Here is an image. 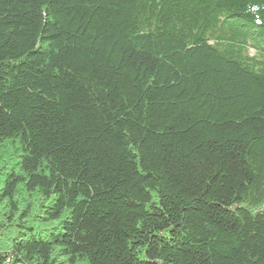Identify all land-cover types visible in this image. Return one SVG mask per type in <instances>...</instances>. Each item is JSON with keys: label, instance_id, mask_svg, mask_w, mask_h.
I'll list each match as a JSON object with an SVG mask.
<instances>
[{"label": "trees", "instance_id": "1", "mask_svg": "<svg viewBox=\"0 0 264 264\" xmlns=\"http://www.w3.org/2000/svg\"><path fill=\"white\" fill-rule=\"evenodd\" d=\"M0 264H264V0H0Z\"/></svg>", "mask_w": 264, "mask_h": 264}]
</instances>
